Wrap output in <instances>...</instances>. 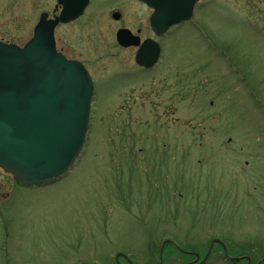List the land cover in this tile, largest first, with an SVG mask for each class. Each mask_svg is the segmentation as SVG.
I'll list each match as a JSON object with an SVG mask.
<instances>
[{"label": "rangeland", "instance_id": "rangeland-1", "mask_svg": "<svg viewBox=\"0 0 264 264\" xmlns=\"http://www.w3.org/2000/svg\"><path fill=\"white\" fill-rule=\"evenodd\" d=\"M122 2L93 0L89 12L99 15L58 32L81 56L103 58L91 68L97 81L87 142L68 174L50 185L20 188L0 170V264L194 259L171 244L162 249L167 238L197 250L203 264H229L220 243L209 252L214 238L235 257L246 247L260 261L264 0H198L193 18L161 37L154 78L139 81L134 67L106 74L132 52L119 48L116 24L106 20ZM55 4L0 0V38L23 45L34 15ZM123 8L126 23L137 25L141 7L130 1Z\"/></svg>", "mask_w": 264, "mask_h": 264}, {"label": "water", "instance_id": "water-1", "mask_svg": "<svg viewBox=\"0 0 264 264\" xmlns=\"http://www.w3.org/2000/svg\"><path fill=\"white\" fill-rule=\"evenodd\" d=\"M141 1L154 9L151 27L162 36L193 17L197 0ZM58 3L61 14L55 19L42 14L24 47L0 40V168L26 185L63 177L80 158L89 131L91 75L82 63L58 52L55 40L57 25L81 16L89 0ZM133 38L128 29L117 33L125 47L139 43ZM160 53V44L148 39L137 59L150 66Z\"/></svg>", "mask_w": 264, "mask_h": 264}, {"label": "flooded vegetation", "instance_id": "flooded-vegetation-1", "mask_svg": "<svg viewBox=\"0 0 264 264\" xmlns=\"http://www.w3.org/2000/svg\"><path fill=\"white\" fill-rule=\"evenodd\" d=\"M89 5L87 6V8L85 9L83 15L79 16L78 18L67 22V23H60L57 27H56V31H55V38H56V44H57V48L58 50L68 59L71 60H77L81 63H83L85 65V67L88 69L89 73L91 74L92 78H93V82H94V86H95V90H96V79L93 76V73L91 71V68L94 64H98L100 63L103 58L100 57V59L96 60L95 59H88L84 56H81V52L77 51L78 49L74 46H67L66 43L67 42H63V39L61 37H59L58 32L60 29L64 28V27H68L72 24H79L82 23L84 21V19L86 18V16L89 15H94L97 14L99 15V13H90L89 12V8L93 3V0H89ZM133 1L136 4H138V6L141 7V13L142 14H136V17L141 18L139 19V21L137 20L138 24L137 25H128V23H126V20L128 18L127 14L124 12L125 8H123L124 6L126 7L127 4ZM123 4V5H122ZM197 5H198V1L195 5V9H194V13L197 10ZM127 10V8H126ZM61 12V7L58 6L57 4V0H56V4L54 6V8L52 9V12H47V11H42L39 15V18L37 19L36 16L34 15L33 17V21H32V30L34 32L35 27L37 26V24L39 23L42 14L47 13L48 14V19H54L56 16H58ZM106 12V11H104ZM153 13V10L147 6L145 3L141 2L140 0H124V2H122L120 5H116L114 8L108 10V14H106V20L108 21H112L114 24H116L115 26L117 27L116 29V42L117 45L119 46V48L121 50L127 49V50H132L131 52V56L128 58L127 61H123L122 59H115L116 62H114L113 65H109L108 69L106 70V74H112V73H116V74H122V71L124 69V67H134L133 69L136 70V79L137 81L141 80V79H149V77L154 78V75L158 72L159 67L161 66V53L160 56L158 57L157 61L155 63H153V65H145L143 63H140L137 59V54L139 53L142 44L152 38L154 40H156L161 47V36H156L153 32V30L151 29V24H150V17L151 14ZM35 18V19H34ZM96 22H100V18L98 16H94L93 18ZM148 27H150L151 31H152V36L148 35ZM147 28V29H146ZM121 29H128L131 31V33H133V36L137 37V38H133V41L139 42L138 44H132L130 46H123L119 43V41L117 40V33L119 30ZM33 35V34H32ZM32 37V36H31ZM30 37V38H31ZM27 43V42H25ZM24 43V44H25ZM23 44V45H24ZM22 45V44H21ZM95 66V65H94ZM137 83V82H136ZM136 83H131L128 86L132 87V92L135 91V85ZM125 91L127 92V90H122V92ZM124 92V93H125ZM122 94V93H121ZM246 163L248 164L249 161H246ZM1 170V169H0ZM4 175L10 179L9 174L5 173L3 171ZM12 177V176H11ZM13 179V178H12ZM11 180V179H10ZM13 181L15 182V180L13 179ZM15 184L17 186H19L20 188L25 187L21 184H18L17 182H15ZM11 194L13 193V190H11ZM10 193V190L8 191ZM7 193L5 196H9L10 194ZM218 238H214L211 242V245H214V243H220L222 246V250H223V256L225 257L226 262H228L229 264H258L260 261L253 263V259L251 257V254L247 251L248 249H246V247H243L242 250H240L241 252L237 253L236 257H235V253L232 252V250L229 248V245L226 242H221V241H215ZM219 240V239H218ZM211 247V246H210ZM209 247V249H210ZM180 253L182 254H188L189 256H193L194 259H192V261L188 262L187 264H190L192 262H194V264H200L202 262L201 259V254H199V252L197 250L194 249H188V248H184L181 246H176L175 247ZM213 250V248H212ZM197 257V259H196ZM232 257L238 258L237 261L234 260H230L229 259ZM115 259L116 256H115ZM196 259V260H195ZM197 261V262H196ZM236 262V263H235Z\"/></svg>", "mask_w": 264, "mask_h": 264}]
</instances>
